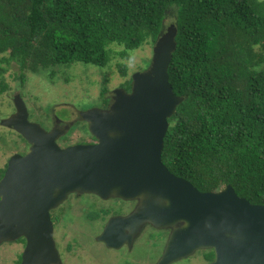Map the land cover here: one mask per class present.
<instances>
[{
  "label": "trees",
  "instance_id": "16d2710c",
  "mask_svg": "<svg viewBox=\"0 0 264 264\" xmlns=\"http://www.w3.org/2000/svg\"><path fill=\"white\" fill-rule=\"evenodd\" d=\"M171 8L176 47L168 80L183 100L168 118L161 160L200 191L231 185L264 204V0H0V92L11 62L19 85L27 72L62 64L105 69L116 55L126 76L123 61L156 42ZM121 87L130 91L131 78ZM106 92L100 108L110 103ZM202 257L212 261L213 250Z\"/></svg>",
  "mask_w": 264,
  "mask_h": 264
},
{
  "label": "water",
  "instance_id": "95a60500",
  "mask_svg": "<svg viewBox=\"0 0 264 264\" xmlns=\"http://www.w3.org/2000/svg\"><path fill=\"white\" fill-rule=\"evenodd\" d=\"M171 29L157 38L148 69L132 75L130 92L117 88L108 108L80 111L95 142L61 147L56 139L65 130L30 121L19 98L16 111L0 121L30 145L9 157L0 178V243L25 237L19 264L57 261L49 209L75 191L138 200L97 236L107 247L119 248L149 223L170 229L156 264L204 249L214 252L206 264H264V204L237 195L231 185L200 191L161 160L168 118L183 100L168 80L176 47Z\"/></svg>",
  "mask_w": 264,
  "mask_h": 264
},
{
  "label": "rangeland",
  "instance_id": "374dc122",
  "mask_svg": "<svg viewBox=\"0 0 264 264\" xmlns=\"http://www.w3.org/2000/svg\"><path fill=\"white\" fill-rule=\"evenodd\" d=\"M175 20L176 10L171 8L166 11L158 35L159 39H162L165 33L170 32L171 28H176ZM111 45L113 46V44ZM153 47L152 43H145L138 49L130 51L131 58L123 61L127 66L126 76H121L116 67L118 60H121L116 55L109 63L110 67L108 65V68L105 67V69L81 62L62 64L38 73L27 72L25 82L23 85H19L20 81L16 78L18 67L11 62L4 73L8 89L0 92V121L9 118L16 111L15 98H19L27 109L29 120L37 122L43 127H50L52 121L61 117L73 120L72 129L68 132L64 129L67 135L57 142L60 146H65V144L67 146V144L87 139L88 135L83 132L84 126H81L84 122H80V111L100 108V92L104 86L107 89L104 97L111 100L114 95L113 91L122 88L121 85L132 78L135 72L147 70L151 63ZM114 49L119 51L120 47L114 46ZM110 104L111 101L106 107L108 108ZM25 151H27V146L18 138L17 132L0 124V170L6 167L7 160L12 154H22ZM120 204L122 202L117 201L112 207L119 208ZM147 224L149 223L142 225L134 235L138 238L133 247H122L117 250L107 248L96 241L95 235L100 231V228L89 231L87 235L82 236L87 246L89 259L94 264H156L167 240V238L164 239V232L169 233L170 229H159L151 224V227L147 228ZM69 237L71 234L67 239ZM22 251V243L14 240L1 242L0 264L18 262ZM170 264H206V262L202 257V250H198L192 255Z\"/></svg>",
  "mask_w": 264,
  "mask_h": 264
},
{
  "label": "flooded vegetation",
  "instance_id": "af4514ba",
  "mask_svg": "<svg viewBox=\"0 0 264 264\" xmlns=\"http://www.w3.org/2000/svg\"><path fill=\"white\" fill-rule=\"evenodd\" d=\"M110 101H112V99ZM56 121H52L50 127L44 128L46 130H50L51 128L66 129L68 132L74 126L73 120L70 119H63L61 117ZM80 122L85 121H82L80 119ZM85 124L88 129L87 122H85ZM67 126H69L68 129ZM67 132L59 136L56 139V142L60 141L62 137L66 136ZM83 132L88 135V138L77 143H93L96 141L95 138L89 133V131ZM29 147L30 145L28 144L27 151L29 150ZM27 151L23 152L22 154H25ZM135 200L138 203V200ZM135 200H125L114 196H111L109 198H102L93 193H84L78 191L69 193L63 201L49 209V217L52 223L51 238L58 259L57 261L48 264H94L89 259L87 246L82 236L87 235L89 231H92L95 228H100V231L95 236L97 237L98 235H100L108 220L113 217L128 215L136 207ZM117 201L122 202V204H120V207H112ZM146 226L147 228L151 227L150 224H147ZM126 233H129V231H126ZM69 234H71V237L67 239ZM135 234H133L129 242L125 241V243H123L119 248L133 247L138 238V236L134 237ZM167 235L168 232H164L165 240L167 238ZM22 238L24 239V241L21 240ZM14 241L22 243L23 248L26 244V239L24 236H18ZM96 241L106 246L103 242L98 241L97 239ZM119 248L110 249L117 250ZM20 261L21 255L18 262L14 264H19Z\"/></svg>",
  "mask_w": 264,
  "mask_h": 264
},
{
  "label": "clouds",
  "instance_id": "9594fccd",
  "mask_svg": "<svg viewBox=\"0 0 264 264\" xmlns=\"http://www.w3.org/2000/svg\"><path fill=\"white\" fill-rule=\"evenodd\" d=\"M154 44H155V43H154ZM154 44H153V45H154ZM131 85H132V78H131ZM123 89H124V88H123ZM130 90H131V89H130ZM127 92H128V91H127ZM129 92H130V91H129ZM87 124H88V123H87ZM88 131H89V129H88ZM89 133H90V132H89Z\"/></svg>",
  "mask_w": 264,
  "mask_h": 264
}]
</instances>
